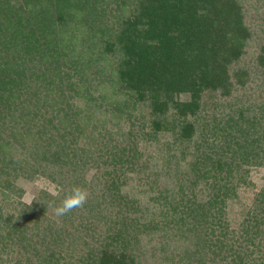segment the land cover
Listing matches in <instances>:
<instances>
[{
  "label": "trees",
  "instance_id": "16d2710c",
  "mask_svg": "<svg viewBox=\"0 0 264 264\" xmlns=\"http://www.w3.org/2000/svg\"><path fill=\"white\" fill-rule=\"evenodd\" d=\"M248 8L0 0V264H264V108L231 102L264 76ZM37 177L59 190L24 205Z\"/></svg>",
  "mask_w": 264,
  "mask_h": 264
},
{
  "label": "rangeland",
  "instance_id": "374dc122",
  "mask_svg": "<svg viewBox=\"0 0 264 264\" xmlns=\"http://www.w3.org/2000/svg\"><path fill=\"white\" fill-rule=\"evenodd\" d=\"M245 4L249 7V11L247 12V22L251 27H256L257 25H261L264 23V0H244ZM262 15V16H261ZM264 34V33H263ZM257 41L251 40L249 43L250 50L252 48H256L258 46ZM246 60L249 61L250 56L247 55ZM263 78H251V83L248 84L247 88L244 91L237 92L236 95L232 96L231 102L235 104H239L237 101V97H241L242 103L250 106L251 115H256L259 112V108H264V76ZM250 95V96H249ZM152 147V149H154ZM250 171V170H249ZM251 180L257 185V188L261 187L264 181V167L252 169L250 172ZM160 181L165 185L169 182L166 177H161ZM18 189H20V197L16 198L18 201L23 203L24 205H29L28 202L25 201V195H28L32 200L38 196L41 197V202L44 203L45 200H42L45 195V191L47 194H56L59 190V187L52 183L50 180L44 177H37L31 181L19 179L16 183ZM161 185V184H160ZM163 185V184H162ZM247 197V196H246ZM225 206V213L228 221L231 223L233 227H237L240 221L239 216H237V211L241 209V203L239 204L238 199H227ZM17 208V207H16ZM51 210V207H50ZM14 211V210H9ZM16 211V210H15ZM54 215V214H53ZM4 259L7 257L3 256ZM153 264V263H152Z\"/></svg>",
  "mask_w": 264,
  "mask_h": 264
},
{
  "label": "clouds",
  "instance_id": "9594fccd",
  "mask_svg": "<svg viewBox=\"0 0 264 264\" xmlns=\"http://www.w3.org/2000/svg\"><path fill=\"white\" fill-rule=\"evenodd\" d=\"M24 199L26 202H28L30 206L32 205L33 201L28 195H25ZM87 199L88 192L85 189L79 186L74 187L72 191L68 195H66L65 198L60 202V204L55 206V215L57 217L67 215L72 212L73 209L83 207L84 204L87 202ZM48 207H50V205H47V208Z\"/></svg>",
  "mask_w": 264,
  "mask_h": 264
}]
</instances>
